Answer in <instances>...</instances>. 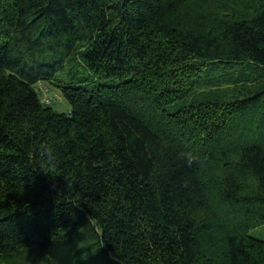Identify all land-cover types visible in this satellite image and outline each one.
I'll use <instances>...</instances> for the list:
<instances>
[{"label": "trees", "instance_id": "1", "mask_svg": "<svg viewBox=\"0 0 264 264\" xmlns=\"http://www.w3.org/2000/svg\"><path fill=\"white\" fill-rule=\"evenodd\" d=\"M263 227L264 0H0V264H264Z\"/></svg>", "mask_w": 264, "mask_h": 264}, {"label": "rangeland", "instance_id": "2", "mask_svg": "<svg viewBox=\"0 0 264 264\" xmlns=\"http://www.w3.org/2000/svg\"><path fill=\"white\" fill-rule=\"evenodd\" d=\"M39 100L47 106H50L51 109L56 113L66 114L68 113L70 107L66 101L62 98V95L54 88L53 81H42L38 82L34 86ZM264 228V227H263ZM254 229L250 230L248 234L252 237H264V229ZM9 264H48L45 262L44 258H41L38 254L34 252H27L22 254L20 257H16Z\"/></svg>", "mask_w": 264, "mask_h": 264}, {"label": "clouds", "instance_id": "3", "mask_svg": "<svg viewBox=\"0 0 264 264\" xmlns=\"http://www.w3.org/2000/svg\"><path fill=\"white\" fill-rule=\"evenodd\" d=\"M54 155V150L45 145L42 149H41V162L39 164L40 168H46L47 165L44 163V161L47 160L48 157ZM182 158L189 164H197L198 166H203L205 161H206V157H199L195 154H193L192 152H186V153H182L181 154ZM231 163L233 164V166L239 165L240 161H241V157L239 156V154H232V156L230 157ZM43 173H45L44 171H41ZM51 172L52 169L48 168L47 173H45L46 175L51 176ZM226 173L225 170L223 169V167H218L216 169V176L218 179H223L225 177ZM237 181L238 183L242 186V187H246L251 189L254 185V180L252 177L248 176L247 174H244L240 177H237Z\"/></svg>", "mask_w": 264, "mask_h": 264}]
</instances>
